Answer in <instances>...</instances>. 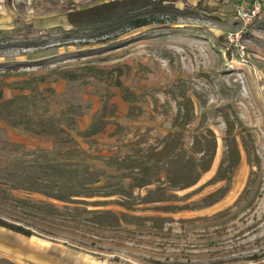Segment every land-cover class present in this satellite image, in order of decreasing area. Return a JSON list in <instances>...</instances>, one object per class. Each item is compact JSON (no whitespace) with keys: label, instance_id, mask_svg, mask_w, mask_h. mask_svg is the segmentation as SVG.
Masks as SVG:
<instances>
[{"label":"rangeland","instance_id":"1","mask_svg":"<svg viewBox=\"0 0 264 264\" xmlns=\"http://www.w3.org/2000/svg\"><path fill=\"white\" fill-rule=\"evenodd\" d=\"M108 1L0 0V30L15 29L20 21L65 29L0 43V219L34 233L0 227V264L85 259L86 264H150L167 257L206 264L224 255L220 242L208 246V232L216 240L228 238V257L263 253L264 0H259L260 16L246 26L237 9L249 8L251 0H175L172 8L182 12L157 14V21L140 28L122 23L94 34L71 32L65 12L39 16L33 9L37 3L86 8ZM237 31L242 48L229 49L228 33ZM210 139L216 141L210 170L180 195L212 179L221 166L225 173L239 158L229 169L230 180L211 184L189 200L227 184L229 192L212 206L169 215L191 219L231 211L208 222H176L172 236L165 231V238H155L132 228L135 233L115 237L113 231L96 229L82 207L40 213L18 200L61 205L29 188L53 177L70 179L64 167L96 171L101 181L93 185L100 191L118 184L117 175L129 167H141V174L155 181L140 190L144 194L168 184L165 168L181 166L175 153L210 149ZM104 208L121 210L114 204Z\"/></svg>","mask_w":264,"mask_h":264},{"label":"trees","instance_id":"2","mask_svg":"<svg viewBox=\"0 0 264 264\" xmlns=\"http://www.w3.org/2000/svg\"><path fill=\"white\" fill-rule=\"evenodd\" d=\"M175 0H112L101 4H96L86 8L79 7V4L50 6L35 4L33 5L34 13L39 16L49 15L55 12H65L69 16L70 24L72 27L69 29L76 34H94L99 32H105L106 30L126 23L130 28H140L142 26L149 25L157 21V14L164 13H178L177 8H172V3ZM65 29L61 26L41 28L33 23H24L20 21V24L15 29L0 30V43L12 42V41H25L40 38L44 36H50L59 34ZM211 145L210 149L196 150L199 157L193 152L187 156H183L181 153H175L173 159L176 162L181 163V166L172 170L165 168L166 181L168 184H158L149 188L144 194L140 192L144 187L155 183L152 179H149L145 175H142V168L129 167L127 172L117 175L119 183L109 190L100 191L99 186H94V183L101 181L100 174L94 172L93 174L88 168L83 167L82 170L73 167H64V174L71 176L70 179H63L59 177H53L43 181H38L35 187L29 188V190L38 191L51 197L61 205L52 204L46 201L33 202L30 200L21 201L24 199H18L24 206L34 208L38 212H42L45 209L52 210V214L59 211L61 207L66 209L73 208L74 210L89 211L92 216V221L96 229H107L115 233L122 231H128L135 233L136 229L146 230V236L150 237H166L165 231H169L168 235L173 229V225L176 222H194V221H211L214 219H222L227 216L231 208H227L212 216L191 218V219H175L169 214L177 213L185 210H197L205 207H209L219 202L230 190V185L220 186L216 190L204 195L201 199L196 201H190L189 199L203 191L207 186L215 184L221 180H230L231 172L229 169H234L238 159H235L233 164L228 163L225 173H223V166L219 167L216 175L201 184L196 189H193L187 193L180 195L181 191H185L199 184L201 177L204 173L208 172L213 164L216 154V141L215 139L208 140ZM239 157V156H238ZM137 168V169H136ZM93 176V180H89L87 176ZM99 175V176H98ZM130 178L132 182L125 183L124 179ZM75 180L78 182L76 184ZM49 184V185H46ZM72 186L73 191L67 192L66 187ZM89 198H97L96 200H88ZM107 198V199H106ZM70 204H73L72 206ZM111 204L117 205L121 210L114 211L107 207ZM87 205L95 206L93 209H88ZM83 209H82V208ZM55 210V212H54ZM148 210H157L166 213V215H150L143 214L142 212ZM49 212V211H48ZM0 227L6 228L10 231L23 234L25 236H32L34 233L30 229H26L21 225L14 223H8L0 219ZM167 228V229H166ZM208 246H220L223 248L224 255L220 259L210 261L206 264H264V252L257 254H247L234 257H228L229 251L226 239L216 240L213 237L212 232H208ZM129 238H133L129 236ZM154 241L151 239H146ZM165 244L171 245V241H166ZM188 255V254H187ZM210 255H212L210 253ZM170 257L162 259H150V264H203L201 262H193L190 258L186 261H171Z\"/></svg>","mask_w":264,"mask_h":264},{"label":"built area","instance_id":"3","mask_svg":"<svg viewBox=\"0 0 264 264\" xmlns=\"http://www.w3.org/2000/svg\"><path fill=\"white\" fill-rule=\"evenodd\" d=\"M261 6L259 0H251V6L248 8L239 7L237 9L238 17L244 23V25H248L252 23L255 19L260 16ZM228 42L230 44L229 49H239L242 48L240 45V32H229L228 33Z\"/></svg>","mask_w":264,"mask_h":264},{"label":"crops","instance_id":"4","mask_svg":"<svg viewBox=\"0 0 264 264\" xmlns=\"http://www.w3.org/2000/svg\"><path fill=\"white\" fill-rule=\"evenodd\" d=\"M65 260V259H64ZM86 259L83 262H77V261H72V264H86ZM87 264H127V263H122V262H107V261H90L88 260Z\"/></svg>","mask_w":264,"mask_h":264}]
</instances>
